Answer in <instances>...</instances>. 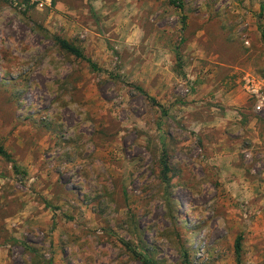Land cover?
<instances>
[{
    "label": "rangeland",
    "instance_id": "1",
    "mask_svg": "<svg viewBox=\"0 0 264 264\" xmlns=\"http://www.w3.org/2000/svg\"><path fill=\"white\" fill-rule=\"evenodd\" d=\"M174 1H0V146L25 174L0 157V264H264V113L241 84L264 79V0ZM41 53L37 88L17 69ZM68 83L74 107L36 106Z\"/></svg>",
    "mask_w": 264,
    "mask_h": 264
},
{
    "label": "clouds",
    "instance_id": "2",
    "mask_svg": "<svg viewBox=\"0 0 264 264\" xmlns=\"http://www.w3.org/2000/svg\"><path fill=\"white\" fill-rule=\"evenodd\" d=\"M44 3H47V0H43ZM45 26H47V21H42ZM43 35V34H42ZM42 43L49 45L51 47L49 39L45 38ZM43 56V53L40 56H32L27 58V62H22V67L17 69L18 72L29 74L35 76L37 73H40L38 78L39 82L34 81V86L40 88L43 83H50V74L48 71L44 70L40 64V57ZM0 64H3V61L0 60ZM70 71V69H69ZM47 78V79H46ZM43 97H48V99H43ZM33 99L36 102V106L39 107L41 104H48L52 110L53 114H60L64 112L65 108L74 107L73 101L76 99V94H74L71 83L60 87L51 88L50 91H41L33 93ZM143 143V142H142ZM169 183H179V178L175 180L170 176ZM181 192L179 189L176 190L175 199L177 200V209L179 210V202L181 201ZM163 215V213H161ZM144 224L150 223V221H144ZM207 231V229H206Z\"/></svg>",
    "mask_w": 264,
    "mask_h": 264
},
{
    "label": "built area",
    "instance_id": "3",
    "mask_svg": "<svg viewBox=\"0 0 264 264\" xmlns=\"http://www.w3.org/2000/svg\"><path fill=\"white\" fill-rule=\"evenodd\" d=\"M10 8L21 12L27 13L30 10L43 11L51 9L52 0H0ZM242 89L248 98L252 101L253 111L256 114L264 113V79H255L249 75H245L241 80Z\"/></svg>",
    "mask_w": 264,
    "mask_h": 264
},
{
    "label": "trees",
    "instance_id": "4",
    "mask_svg": "<svg viewBox=\"0 0 264 264\" xmlns=\"http://www.w3.org/2000/svg\"><path fill=\"white\" fill-rule=\"evenodd\" d=\"M170 3L175 8H180L177 5L176 1L170 0ZM262 39H263V42H264V38H262ZM55 43L66 54H68L70 56H73L75 59L86 63L91 71H93V72H98L99 71L97 66L91 60L87 59L83 55V53L80 51V49L77 48L76 46H74L73 44H70L69 42H67L65 40H62L60 38H55ZM136 90L138 92H140V93H143L142 90L139 89V88H137ZM0 157L12 164L13 170H14V172L16 174L25 176V174L23 172H21L19 167L16 166V164L13 162V160L11 159L9 154L1 146H0ZM160 168H161V170H160V178H161L162 182L163 183H168L169 174L171 173V170H170V167H169V164H168V159H167V155H166L165 151H163L162 154H161ZM241 242H242V238L238 237L236 239L235 246H234L235 247V254H236V258L237 259H239V256H240V253H241Z\"/></svg>",
    "mask_w": 264,
    "mask_h": 264
}]
</instances>
